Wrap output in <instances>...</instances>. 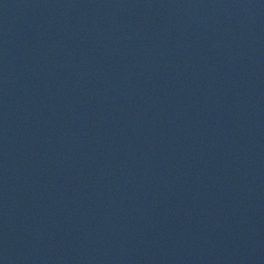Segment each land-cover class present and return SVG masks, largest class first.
Instances as JSON below:
<instances>
[{
    "label": "water",
    "instance_id": "1",
    "mask_svg": "<svg viewBox=\"0 0 264 264\" xmlns=\"http://www.w3.org/2000/svg\"><path fill=\"white\" fill-rule=\"evenodd\" d=\"M147 0H0V264H110Z\"/></svg>",
    "mask_w": 264,
    "mask_h": 264
}]
</instances>
